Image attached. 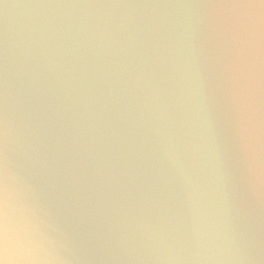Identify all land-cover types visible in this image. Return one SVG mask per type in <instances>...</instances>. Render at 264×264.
I'll use <instances>...</instances> for the list:
<instances>
[{"label": "water", "instance_id": "95a60500", "mask_svg": "<svg viewBox=\"0 0 264 264\" xmlns=\"http://www.w3.org/2000/svg\"><path fill=\"white\" fill-rule=\"evenodd\" d=\"M8 264H264V15L217 0H0Z\"/></svg>", "mask_w": 264, "mask_h": 264}, {"label": "snow or ice", "instance_id": "6c2138e0", "mask_svg": "<svg viewBox=\"0 0 264 264\" xmlns=\"http://www.w3.org/2000/svg\"><path fill=\"white\" fill-rule=\"evenodd\" d=\"M222 6L260 8L264 15V0H217ZM4 153L2 146V125H0V264H8L6 255V236L4 227V184H3Z\"/></svg>", "mask_w": 264, "mask_h": 264}]
</instances>
